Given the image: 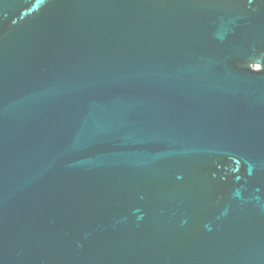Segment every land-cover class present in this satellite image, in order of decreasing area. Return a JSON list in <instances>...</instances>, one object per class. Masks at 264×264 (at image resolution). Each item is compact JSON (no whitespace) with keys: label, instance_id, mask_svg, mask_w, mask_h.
Segmentation results:
<instances>
[{"label":"water","instance_id":"obj_1","mask_svg":"<svg viewBox=\"0 0 264 264\" xmlns=\"http://www.w3.org/2000/svg\"><path fill=\"white\" fill-rule=\"evenodd\" d=\"M0 264H264V0H0Z\"/></svg>","mask_w":264,"mask_h":264}]
</instances>
